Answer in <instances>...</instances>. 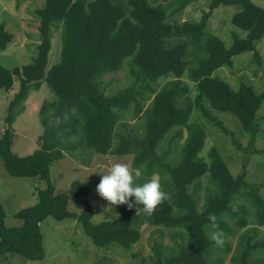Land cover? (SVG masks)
<instances>
[{
	"label": "trees",
	"instance_id": "16d2710c",
	"mask_svg": "<svg viewBox=\"0 0 264 264\" xmlns=\"http://www.w3.org/2000/svg\"><path fill=\"white\" fill-rule=\"evenodd\" d=\"M151 1L45 0L43 8L36 11L40 34L37 56L21 68L7 69L0 65V89L8 91L15 80L19 82L4 118L7 127L0 136V157L10 176L34 177L46 183L38 191L37 203L15 214L22 221L21 227L6 226L0 204V256L10 254L30 261L43 260L40 224L47 217L57 221L77 220L98 248L113 243L130 248L139 241L142 224L184 232L186 244L178 246L176 254L164 256L160 248H153L154 264H207L212 241L205 229L229 234V224L244 228L250 208L257 224H264L260 186L245 180L248 158L258 153L253 149L260 130L257 111L264 101V90L257 94L246 84L234 90L212 76L221 67H231L232 58L242 53L252 52L259 63L255 44L264 36V8L252 0H210L209 11L197 22L171 25L167 22V10L152 5ZM176 1V10H181L194 0ZM233 5L240 9L232 15L231 24L246 32V36L241 38L231 33L232 44L226 47L218 37L206 32V25L214 9ZM58 28L62 43L60 59L45 74L52 33ZM13 39L0 24V51ZM188 51L194 56L190 68ZM126 60L136 67L134 80L116 94L106 95L100 87V76L119 72ZM185 72L196 85L193 99L187 95L188 86L182 80ZM170 75L173 79L158 88L159 79ZM41 82L51 89L55 100L45 102L40 109L43 132L38 138L39 148L32 155L18 157L11 151V125L22 111L30 88H39ZM205 102L211 110L235 116L249 136L243 148L230 134L232 145L243 153V165L237 177L231 175L216 147L209 150L207 162L199 156L206 133L201 124L189 122L193 110L227 133L221 122L208 113ZM131 107L136 116L142 113L140 135L119 131L121 113ZM175 128L186 131V140L178 161L163 163L156 147ZM73 137L76 139L72 140ZM78 147L101 155H133L132 174L136 170L146 176L154 171L159 176L166 173L168 180L162 179L160 183L167 196L150 215L136 213L139 205L129 208L125 204L116 219L97 224L92 222L94 213L90 205L78 213L70 211L71 200L84 196L88 184L75 180L68 190L56 193L49 174L55 161ZM206 174L207 185L202 189L200 179ZM143 182L142 177L134 180L137 184ZM201 190L203 201L199 207L195 195ZM243 199L247 205L240 203ZM212 215L215 221L210 220ZM253 232L239 236L232 264H254L251 261L254 255H264V238Z\"/></svg>",
	"mask_w": 264,
	"mask_h": 264
},
{
	"label": "rangeland",
	"instance_id": "374dc122",
	"mask_svg": "<svg viewBox=\"0 0 264 264\" xmlns=\"http://www.w3.org/2000/svg\"><path fill=\"white\" fill-rule=\"evenodd\" d=\"M45 0H0V24L14 36L12 42L7 44L4 50L0 51V65L7 68H21L30 64L37 56V46L40 42L38 31L39 18L36 14L38 9L43 8ZM256 5L264 8V0H252ZM210 0H194L176 10L175 0H153L152 5H161L167 10V22L171 25H180L183 22L195 23L209 11ZM239 6H222L214 9L207 21L206 32L218 37L226 47L232 44L231 33H236L241 38L246 32L231 24V17L239 11ZM60 29H54L51 38V49L48 54L46 72L60 59L61 52ZM255 49L260 56L259 63L255 62L252 52L236 55L232 58L231 67H221L212 73V76L230 85L234 90L240 84L250 86L257 94L264 90V36L256 42ZM199 55H203L200 53ZM188 68L194 65V56L188 51ZM136 70L133 62L126 60L120 71L117 73H104L100 76L99 83L106 95L116 94L129 86L134 80L133 71ZM173 76L162 77L158 81V88L172 80ZM182 80L188 86V96L193 99L196 95V85L188 80L187 72ZM19 82L14 81L12 89L6 91L0 89V136L7 127L4 118L7 115L9 102L18 91ZM55 100V95L45 82H41L39 88H30L29 94L23 103L22 111L15 117L12 128L11 151L18 157L32 155L38 148V138L43 132L40 121V109L45 102ZM149 103V102H148ZM148 103L143 104V109ZM208 113L220 121L227 133L222 132L219 127L201 113L193 110L189 122H196L203 126L206 139L204 147L199 156L207 162L208 152L216 147L226 163L231 175L237 177L243 165V153L237 151L232 145V137L245 148L249 136L241 127L238 119L228 113L211 110L205 102ZM142 114V113H141ZM141 114L135 115L133 107L121 113L119 120V131L128 130L132 135L142 133L143 118ZM257 118L260 123V130L255 140L254 151L248 158L245 180L260 186V194L264 199V101L257 111ZM186 131L183 128L171 130L156 147V154L163 163L175 164L179 159V152L186 140ZM75 140L76 138H71ZM133 155H101L91 152L84 147L75 148L67 152L65 157L55 161L50 167V180L56 193L69 189L75 180L86 182L89 186L88 192L77 199L71 200L69 210L78 213L84 206L90 205L93 209L92 222L94 224L116 219L125 204L109 205V202L100 197L96 192V185L101 175L107 171L113 163H127L132 172ZM156 176L159 182L168 180L165 173L161 176L154 171L150 176L143 172L135 171L134 180L142 177L143 181ZM207 176L200 179L202 189L207 185ZM161 185V183H160ZM46 187L45 181L34 177H12L4 167L0 157V204L5 212L4 222L6 226L18 228L22 221L15 217L21 209L33 206L38 201V191ZM162 188V185H161ZM198 206L203 201V191L195 195ZM245 205L246 201H240ZM110 207V208H109ZM246 227L237 228L232 224L230 233L225 234L212 228H206L205 232L212 245L209 249L207 264H232L231 258L237 254L239 236L246 231L258 237L264 238V224L259 225L254 218L252 208ZM141 237L139 241L130 248H123L116 243L106 248H98L89 237L86 236L81 224L74 219L57 221L47 217L40 224L43 236L44 257L40 261L26 260L19 255L6 254L0 256V264H154L153 248H160L164 256L176 254L178 246L186 244V234L179 230H169L163 227L142 224L139 226ZM222 235V245H217L212 239L213 233ZM229 247L226 250V247ZM254 264H264V255H254L251 258Z\"/></svg>",
	"mask_w": 264,
	"mask_h": 264
},
{
	"label": "clouds",
	"instance_id": "9594fccd",
	"mask_svg": "<svg viewBox=\"0 0 264 264\" xmlns=\"http://www.w3.org/2000/svg\"><path fill=\"white\" fill-rule=\"evenodd\" d=\"M98 173H103V175H101L99 183L96 185V192L108 201L110 206L127 204L131 208L136 204L139 205L136 213L142 211L150 215L167 196L155 175L143 183H134L133 174L127 163H113L107 171ZM130 197L133 199L130 200ZM215 219L214 215L210 216V220L215 221ZM213 227H215V224H213ZM211 239L217 245L223 243L221 234L214 232Z\"/></svg>",
	"mask_w": 264,
	"mask_h": 264
}]
</instances>
